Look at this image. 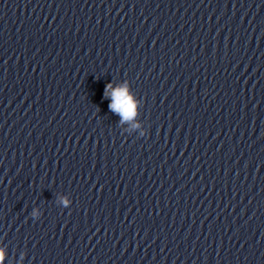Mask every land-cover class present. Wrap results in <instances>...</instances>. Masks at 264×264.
Returning a JSON list of instances; mask_svg holds the SVG:
<instances>
[{
  "label": "clouds",
  "instance_id": "obj_1",
  "mask_svg": "<svg viewBox=\"0 0 264 264\" xmlns=\"http://www.w3.org/2000/svg\"><path fill=\"white\" fill-rule=\"evenodd\" d=\"M103 99L109 100L108 108L109 110L118 115L121 118V123L130 120L134 116L133 103L126 95L124 88H112L111 82L106 84L103 93ZM65 206L67 201H64ZM35 215V213H33ZM2 256V253H0Z\"/></svg>",
  "mask_w": 264,
  "mask_h": 264
}]
</instances>
